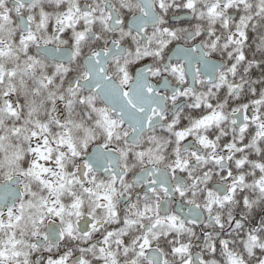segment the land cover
Returning <instances> with one entry per match:
<instances>
[{
    "label": "snow or ice",
    "instance_id": "obj_1",
    "mask_svg": "<svg viewBox=\"0 0 264 264\" xmlns=\"http://www.w3.org/2000/svg\"><path fill=\"white\" fill-rule=\"evenodd\" d=\"M0 264H264V0H0Z\"/></svg>",
    "mask_w": 264,
    "mask_h": 264
}]
</instances>
